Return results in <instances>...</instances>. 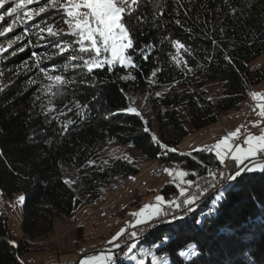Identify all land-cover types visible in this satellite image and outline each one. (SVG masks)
<instances>
[{
    "label": "trees",
    "instance_id": "1",
    "mask_svg": "<svg viewBox=\"0 0 264 264\" xmlns=\"http://www.w3.org/2000/svg\"><path fill=\"white\" fill-rule=\"evenodd\" d=\"M182 3L183 27L173 22V10L178 8L173 0H167L160 28L152 25L151 6L141 7V12L148 13V22L136 26L132 33L137 46L132 55L138 67L124 68L117 64L111 71L105 65L92 75L79 69L65 73L77 83L65 89L57 107L75 98L88 104L89 112L86 120H78L63 135L56 121L46 122L40 101L33 106L39 85H29L28 80L35 77L37 70L28 71L24 67L25 61L29 67L33 63L29 60L32 51L51 54L53 50L43 44L37 46L36 36L32 35L33 44L24 51L17 49L27 39L0 53L3 73L0 85L5 86L0 91V192L8 197L21 192L24 197V237L17 245L11 243L6 217L0 213V264H22L19 256L30 251L27 239L39 231L51 230L56 215L72 214L82 203L97 200L100 184L138 171L137 157L113 156L102 166L103 171L92 165L89 178L85 176L87 162L95 160L111 142L127 146L144 158H156L164 165L198 174L217 161L214 154L207 152L166 151L152 140V135L169 149L175 148L188 131L203 129L220 114L239 108L252 86L264 80V64L255 63L264 53V0H230L231 7L238 10L235 15L223 0H182ZM188 8L191 9L188 17H184L183 11ZM217 8L219 12L215 11ZM40 19L27 22L29 28ZM134 21L133 17L128 22ZM204 21L211 23L206 26ZM187 28L192 31H186ZM220 28L224 29L223 34ZM21 31L18 26L14 34H6L3 46ZM169 34L190 48L192 55L184 53V57L193 68L192 73L185 75L169 63L168 53L174 54L175 49L170 44H160ZM209 37L218 44L214 45ZM149 44H155L156 48L145 60L138 49ZM14 51L16 54L12 55ZM226 55L231 63L225 59ZM66 56L45 61L42 66L63 63ZM157 66L163 70L155 78L158 82L152 84L149 77ZM129 72L135 79L122 80ZM177 81L181 89L174 87ZM211 81L222 86L220 97L214 101L201 90ZM165 85L169 89L157 97L154 92ZM142 93L151 101L150 114L145 110H139L140 116L122 112L129 107L130 98L134 105L132 97ZM68 116L77 119L75 110ZM153 125L157 126V133ZM145 126L149 132L144 131ZM48 140L52 143H46ZM194 177L189 175L187 179ZM66 178L76 183L69 186L64 182ZM161 191L168 197L175 191V185L166 183ZM206 204L210 207V200ZM216 207L215 212L208 214L204 204L184 219L158 225L142 235L140 242L152 251V243L167 236L155 251L158 257H166L169 264H264V171L245 172L238 181L227 185ZM188 243L198 245L199 256L186 259L179 255ZM124 250H114V258L118 259L115 264H136L126 261ZM144 264H151L149 257Z\"/></svg>",
    "mask_w": 264,
    "mask_h": 264
},
{
    "label": "snow or ice",
    "instance_id": "2",
    "mask_svg": "<svg viewBox=\"0 0 264 264\" xmlns=\"http://www.w3.org/2000/svg\"><path fill=\"white\" fill-rule=\"evenodd\" d=\"M173 2L178 5V8L173 10L175 13L173 22L183 27L184 25L180 19V9L184 8L182 0H173ZM223 2L229 6L230 13L235 15L238 10L231 7L230 0H223ZM29 5L35 6L28 7ZM148 5L151 6L152 10L151 22L153 27H162L167 0H0V10H2L0 11V29H2L0 30V37L10 33L14 34V26L22 28L21 33L14 35V39L9 41L8 48H12L17 42L27 39V43L17 49V51H24L25 48L33 44L31 36L34 35L36 36L35 43L37 46L43 44L53 50L51 54L32 51L29 60L33 63L29 67V62L25 61L24 67L28 71H32L33 68L37 70L35 77L28 80L29 85H39L37 88L39 94L35 96L33 106H35V101L41 102L40 110L45 116L46 122L56 121L61 129V135L65 134L69 127L76 124L78 120H86L89 112L88 104H82L75 98L64 103L61 107H57V101L62 100L65 96V89L77 83L74 77L70 79L65 73L79 69L88 75H92L94 70L103 68L105 65L111 71L117 64L124 68L138 67L132 55V52L137 51L132 33L136 26L148 22V13L140 11L142 6ZM190 10V8L184 9V17H188ZM215 11L219 12L220 9L217 8ZM22 13L25 18L24 23L16 25ZM36 17H41L40 22L29 28L27 22L34 21ZM133 17L135 18L134 23H129L128 21ZM196 19L199 21L198 16ZM8 21H11V24L8 27H3V24ZM204 23L207 26L211 21H204ZM185 30L192 31L191 28ZM220 32L223 34L224 29L220 28ZM209 39L212 38L209 37ZM165 43L170 44L171 48L175 49L174 54L172 52L168 53L169 63L184 72L185 75L192 73L193 68L189 66L187 59L184 57V53L192 55L190 48L179 39H172L170 34L160 40L161 45ZM212 43L214 45L218 44L215 39H212ZM155 48V44H149L140 47L138 52L143 59L147 60ZM6 51L7 49L0 45V53ZM15 54V51L12 52V55ZM65 56L63 63H54L49 67L42 66L45 61ZM225 59L230 63L232 62L227 55ZM157 63L159 64V61ZM200 66L198 65V67ZM162 70L160 66L153 68L149 82L152 84L157 83L158 81L155 78ZM0 75H3V73L0 72ZM121 79L134 80L135 76L129 72ZM174 83H178V81ZM4 87L0 85V91H3ZM167 90L166 88L165 91ZM162 94L161 92L155 93L157 97ZM249 94L254 100L264 101V93L250 92ZM257 107L259 108L257 115L261 119L250 122L253 127L264 123V103H259ZM73 110H75L77 119L68 116V113L73 112ZM125 111L137 116L141 115L140 111L132 105L131 98L129 107ZM145 125H147V121H145ZM242 127L244 126L242 125L234 131L228 132L214 144L204 145L193 150L212 153L215 159L219 161L220 168L214 169L205 166V176H199L195 171L165 167L164 171L169 177H172V182L175 183L179 196L166 200L162 195H157L153 203L145 204L138 211L130 214L135 218L129 222L130 227L134 230L128 232L125 239H120L126 233V228L122 227L107 242L111 247L106 252L82 258L79 264H115L114 250L121 249H126L122 253L124 257L136 261L137 264H144L142 259H138L134 250L138 248L141 233L145 229L141 228L138 231L135 230L136 226L145 225L150 227L149 222H154L160 218H168L166 222L169 223L184 219L187 215L195 212L201 206V203L206 200H210L211 206L209 207L206 203L205 206L208 207V214H211L217 210L216 206L223 199L227 185L238 181L245 172L264 171V127L260 128L258 135L247 132V129H245L241 144L238 141L241 137ZM144 131L149 132V128L145 126ZM152 140L161 149L172 152L177 151V149H169L166 144L161 143L155 134L152 135ZM46 143L51 144L52 141L48 140ZM188 155H191V153H188ZM107 163V161H104V164ZM94 164H96L95 160L87 162L89 167ZM100 170L103 171V167ZM189 175L197 178L195 180L187 179ZM64 182L71 186L76 183V180L66 178ZM210 193H214V195H209ZM19 200L22 202L24 197H19ZM196 222L200 223L201 221L197 220ZM167 239L165 237V240ZM153 246L159 248L157 245ZM139 251L153 255V264H169L166 257H157L143 247H140ZM179 255L186 259L199 256L198 245L188 243L181 249Z\"/></svg>",
    "mask_w": 264,
    "mask_h": 264
},
{
    "label": "rangeland",
    "instance_id": "3",
    "mask_svg": "<svg viewBox=\"0 0 264 264\" xmlns=\"http://www.w3.org/2000/svg\"><path fill=\"white\" fill-rule=\"evenodd\" d=\"M34 6L35 5H29L28 7ZM24 19L22 13L16 25H21ZM9 24H11V21L4 23L3 27H8ZM14 27L16 29L18 26ZM3 42L4 38L0 37V45L3 46ZM8 43L9 42L3 47H8ZM261 56H264V53L260 54L256 60L260 59ZM262 61H264V57ZM255 86L257 85L252 86V92H255ZM174 87L178 89L182 88V86L177 83L174 84ZM166 88L169 89V85L160 87L154 94L156 92L163 93ZM201 90L207 98L211 97L210 100L214 101L217 97H220L222 86L218 81H211L204 85ZM132 101L135 103L133 106L138 110H145L149 113L151 101L146 94L142 93L136 97L133 96ZM244 102L241 103L243 107ZM235 112H237L236 109L233 110L232 113ZM232 113L220 114L215 122L205 126L203 129L188 131L175 148L177 151H193V149L198 147L215 143L226 135L224 125ZM237 113L239 114V112ZM238 123H241V121H238ZM153 130L157 133V126L153 125ZM247 132L258 135L260 130L258 132L247 129ZM113 156H120L128 159L137 157L138 171L126 176L114 177L108 183L100 184L97 200L82 203L72 214L56 215L52 220L51 230L48 232L39 231L35 237L27 239L30 251L22 252L19 256L22 264H64L73 258L78 259L79 264L82 258L106 252L109 248H106L104 251L82 253L83 250L89 248L95 249V247L102 245H107L108 247L107 242L111 237L115 235L120 228H126L129 224V220L132 217L130 214L132 212L138 211L145 204L153 203L157 195H162L166 200L179 196V191L176 186L175 191L168 197L161 191V188L166 183L175 185V183L172 182V177H169L164 171V168L176 169V166L164 165L156 158H144L140 153L127 146H122L114 142L109 143L107 147L99 153L95 159L96 164L94 165L102 167L104 161H107L108 158ZM90 170L88 166L83 171L87 178L90 176ZM0 195L2 196V199H0V213L6 217L7 230L10 235L11 243L15 242L13 244L17 245L19 240L24 237L22 228V206L24 200L22 202L19 200V197L23 196V194L17 192L12 197H8L5 193L0 192ZM165 237L167 236H164L163 241L157 240L152 243L153 250H150V252L157 257L159 256L155 251L157 247L153 245L160 246L165 241ZM5 240L10 243L8 237H5ZM140 247L148 251L150 249L146 243L140 242L138 248L134 250L138 259H142L145 262L149 257L151 264H153V255L140 252ZM125 259L128 263L137 264L136 261H132L127 257H125Z\"/></svg>",
    "mask_w": 264,
    "mask_h": 264
},
{
    "label": "crops",
    "instance_id": "4",
    "mask_svg": "<svg viewBox=\"0 0 264 264\" xmlns=\"http://www.w3.org/2000/svg\"><path fill=\"white\" fill-rule=\"evenodd\" d=\"M263 57L264 56H261V58L260 59H257L255 63L256 64H264V61H262ZM255 87H256L255 88V92L264 93V80L262 81V83L257 84V86H255ZM250 92H252V90ZM247 99L248 100H251L253 102V105L252 106L247 107L245 105V102H244V107L240 105L239 108H236V110H237V112H239V114L237 112L232 113L233 110L229 112V113H232V114H231V116L228 117V121L224 125V130H225L226 134L228 132H230V131H234L237 127H241L242 125L244 127L241 128V133H243V132L245 133V129H251L252 123H250V122H254V121L258 120V119H261L257 115V113L259 111V108L257 107V105L259 103H264V101L254 100L250 94L247 97ZM240 110H241V113H240ZM238 121H241V123H238ZM262 126L264 127V123H262L261 125L257 126L256 127L257 130H255V131H258L259 132V130H260V128ZM178 152H180V151H178ZM172 167H175V166H172ZM175 168L176 169H179L178 167H175ZM0 199H2V196L1 195H0ZM110 247H111V245H109V244H108V247H107V245H104V249L102 251H104V250H106V248H110ZM68 262H66V263H68ZM66 263H64V264H66Z\"/></svg>",
    "mask_w": 264,
    "mask_h": 264
},
{
    "label": "built area",
    "instance_id": "5",
    "mask_svg": "<svg viewBox=\"0 0 264 264\" xmlns=\"http://www.w3.org/2000/svg\"><path fill=\"white\" fill-rule=\"evenodd\" d=\"M245 105L247 106V107H250V106H252L253 105V102L251 101V100H246L245 101ZM251 129H253L254 131L255 130H257L255 127H253V126H251ZM244 135H245V133L243 132V133H241V137H240V140L238 141L239 143H242L243 142V138H244ZM207 167H211V168H220L221 166L219 165V161H216L215 163H211V164H208L207 165ZM206 175V169H205V171L203 172V173H201V174H199V176H205ZM197 177H194V180L196 179ZM214 193H210L209 195H213ZM208 200H206L204 203H201V206L202 205H204L206 202H207ZM200 206V207H201ZM167 219L168 218H160V219H157L156 221H154V222H165V221H167ZM133 221V220H132ZM149 224H150V222H149ZM147 226H145V225H138V226H136V229L135 230H140L141 228H146ZM132 230H134V229H132L131 227H130V224H128L127 226H126V233H125V235L124 236H122L120 239L121 240H123V239H125L126 237H127V235H128V232H130V231H132ZM117 242H119V241H117ZM104 249V246H98V247H95V249H93L92 251H90V252H93V251H102ZM85 253H89V252H85ZM75 264H78V261H77V263H75Z\"/></svg>",
    "mask_w": 264,
    "mask_h": 264
},
{
    "label": "bare ground",
    "instance_id": "6",
    "mask_svg": "<svg viewBox=\"0 0 264 264\" xmlns=\"http://www.w3.org/2000/svg\"><path fill=\"white\" fill-rule=\"evenodd\" d=\"M132 220H134V218L133 217H131L130 218V220H129V222H131ZM176 221H179V220H176ZM164 223H168V222H150V227L149 226H147L146 228H145V230L141 233V236L142 235H144V234H146L148 231H150L151 229H153V228H155V227H157L158 225H162V224H164ZM103 246V245H102ZM94 248H89V249H87V250H84V251H82V253L83 254H85V252H90V251H92ZM114 260H115V262L118 260L117 258H114ZM70 262L69 263H67V264H75V263H77V261H78V259H76V258H73V259H70L69 260ZM60 264H62V263H60Z\"/></svg>",
    "mask_w": 264,
    "mask_h": 264
},
{
    "label": "water",
    "instance_id": "7",
    "mask_svg": "<svg viewBox=\"0 0 264 264\" xmlns=\"http://www.w3.org/2000/svg\"><path fill=\"white\" fill-rule=\"evenodd\" d=\"M125 110H126V109H125ZM125 110H124V111L121 110V111H122V112H126ZM118 112H120V111H118Z\"/></svg>",
    "mask_w": 264,
    "mask_h": 264
}]
</instances>
